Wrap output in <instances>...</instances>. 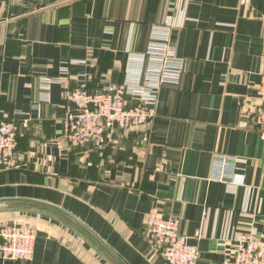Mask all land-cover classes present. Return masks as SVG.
Returning <instances> with one entry per match:
<instances>
[{"label": "crops", "instance_id": "crops-1", "mask_svg": "<svg viewBox=\"0 0 264 264\" xmlns=\"http://www.w3.org/2000/svg\"><path fill=\"white\" fill-rule=\"evenodd\" d=\"M167 21L183 72L161 87L155 117L111 130L101 147L70 146L68 93L122 82L129 56L145 53L152 27ZM262 73L264 0H0V112L18 128L17 165L0 170V199L66 210L124 264H168L144 224L173 216L197 264H222L237 241L264 240ZM223 156L227 178L218 180ZM19 218L36 224L33 256L0 264H111L59 216L0 209V225Z\"/></svg>", "mask_w": 264, "mask_h": 264}, {"label": "built area", "instance_id": "built-area-1", "mask_svg": "<svg viewBox=\"0 0 264 264\" xmlns=\"http://www.w3.org/2000/svg\"><path fill=\"white\" fill-rule=\"evenodd\" d=\"M172 23L152 27L145 53L131 54L122 82L110 84L101 91L90 92L84 85L71 90L67 97L73 105L63 118V131L70 146L92 142L101 147L113 129L131 130L146 124L156 115L160 89L165 84H178L183 72V58L170 49ZM148 60L145 70L139 62ZM137 65V66H135ZM50 80L44 79L43 88ZM260 105L255 123L264 128V73L259 86ZM17 124L10 113L0 112V170L16 167ZM215 165L218 180H225L226 156ZM229 177V176H228ZM234 179V178H233ZM155 254L168 264H197L199 250L179 232L176 217L149 215L144 224ZM36 231L27 224L10 221L0 225V261H28L33 256ZM222 264H264V240L254 236L237 241Z\"/></svg>", "mask_w": 264, "mask_h": 264}, {"label": "water", "instance_id": "water-1", "mask_svg": "<svg viewBox=\"0 0 264 264\" xmlns=\"http://www.w3.org/2000/svg\"><path fill=\"white\" fill-rule=\"evenodd\" d=\"M19 207L38 209L41 210L42 212L61 217L69 225L73 226L80 234H82L89 241H91L103 253V255L109 260L111 264H124L123 261L94 231H92L87 225H85L78 218H76L66 210L56 205L40 200L23 199V198L0 199V209L19 208Z\"/></svg>", "mask_w": 264, "mask_h": 264}, {"label": "rangeland", "instance_id": "rangeland-1", "mask_svg": "<svg viewBox=\"0 0 264 264\" xmlns=\"http://www.w3.org/2000/svg\"><path fill=\"white\" fill-rule=\"evenodd\" d=\"M19 222L24 223V224H27L29 226H32L34 228L36 227V224L33 222V220H29L28 218L27 219L22 218V219H20Z\"/></svg>", "mask_w": 264, "mask_h": 264}]
</instances>
